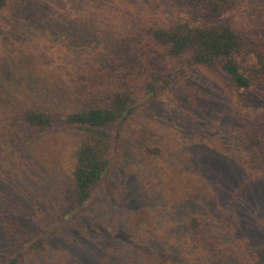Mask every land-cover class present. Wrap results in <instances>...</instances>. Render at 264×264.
<instances>
[{"label": "rangeland", "instance_id": "rangeland-1", "mask_svg": "<svg viewBox=\"0 0 264 264\" xmlns=\"http://www.w3.org/2000/svg\"><path fill=\"white\" fill-rule=\"evenodd\" d=\"M227 9L209 13L203 0H8L0 13V130L10 124L5 107L11 103L73 110L77 82L87 89L86 76L96 66L107 73L97 97L123 80L140 106L122 126L109 175L113 192L101 195L108 187L103 182L88 214L28 264H258L264 247V0H231ZM180 16L238 30L237 61L252 83L247 105L238 103L241 89L220 59L191 67L162 52L148 58L147 29ZM155 78L158 89L150 94L145 83ZM58 83L68 99L49 97L48 84ZM44 134L27 149L19 147L22 136L14 144L12 137L0 140V257L26 238L41 237L68 206L84 132ZM110 199L121 209L112 218ZM16 213L21 226L10 232Z\"/></svg>", "mask_w": 264, "mask_h": 264}, {"label": "trees", "instance_id": "trees-1", "mask_svg": "<svg viewBox=\"0 0 264 264\" xmlns=\"http://www.w3.org/2000/svg\"><path fill=\"white\" fill-rule=\"evenodd\" d=\"M230 3L231 0H203V9L209 13L223 14L228 10ZM7 5L8 0H0V13ZM193 14L194 18H198V13ZM164 23L152 25L146 31L144 48L147 50L148 58L150 54L156 55L158 52H162L171 58H185L191 67L194 65L211 67L220 59L224 71L229 75L233 84L241 89L240 95H242L238 98V103L243 106L247 105L246 93L252 83L250 77L241 70L237 61V56L242 52L243 45L241 35L232 24L226 22L210 24L199 19L193 20L187 16H180L175 21L167 22L168 24ZM135 45L139 49L143 48L137 42ZM89 70V75L86 76L89 80L88 88L84 89L85 83L80 80L76 84L79 105L73 110L60 113L58 111H61L59 109L62 107L55 106L57 110L55 112L54 108L43 107L39 103L24 104L21 107L11 103L5 107L11 126L10 128L9 125L3 124V128L0 130V140L5 143L11 142L9 138L12 137L14 144L22 136L19 147L23 146L22 149H27L38 139L44 137L45 132L62 131L72 127L79 128L84 132V136L76 150L74 179L70 187L71 190L69 189L70 198L65 212L46 226L41 237L26 238L9 254L0 257V264L30 263L33 260L34 252L46 250L48 244L54 242L63 229L66 231L73 223L80 221L88 214V209L95 201L96 191L103 182H107L108 187L102 191L101 195L108 198V193L113 192L109 175L116 166L114 154L117 147L121 145L122 126L137 112L140 106L128 88V82L124 88L123 80L121 83L118 81L110 85L109 87L113 89L109 91V94L102 96L100 94L97 97L98 93L96 94V92L107 73L98 66ZM259 70L264 72V68H259ZM145 80L148 81V79ZM155 81L157 78L145 83L150 94H154L158 89L152 85V83H156ZM34 83L37 87V82ZM48 85V94L52 100L69 98L70 93L61 83ZM245 129L250 135V128L245 127ZM260 143L261 140H257L255 144ZM53 181L57 182L56 179ZM112 200L110 199L108 204L111 218L115 212L121 210L119 207H113L115 202ZM66 217L71 218L66 220ZM11 218L10 232L11 228L15 229L21 226L17 213ZM256 257L258 264H264V247ZM35 263L38 262L35 261Z\"/></svg>", "mask_w": 264, "mask_h": 264}]
</instances>
